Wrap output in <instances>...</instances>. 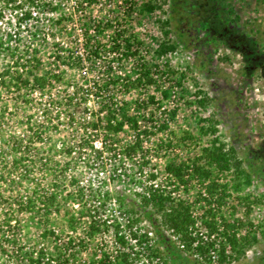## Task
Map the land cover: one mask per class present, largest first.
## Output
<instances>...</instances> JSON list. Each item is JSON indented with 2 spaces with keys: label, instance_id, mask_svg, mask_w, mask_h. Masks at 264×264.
Wrapping results in <instances>:
<instances>
[{
  "label": "rangeland",
  "instance_id": "374dc122",
  "mask_svg": "<svg viewBox=\"0 0 264 264\" xmlns=\"http://www.w3.org/2000/svg\"><path fill=\"white\" fill-rule=\"evenodd\" d=\"M43 1L51 3L52 8L48 5L46 12L38 10L41 32L33 38L32 29L15 27L19 8H11L9 4L5 6L4 0H0V6L4 7L0 18V38L8 40L12 47L5 50L0 46V73L11 62L12 55L21 53L27 56L26 62L19 64L22 74L30 78L39 75L46 81L42 88L34 91L27 88L17 93L12 88L0 89V153L3 161L8 162L12 155L9 139L25 135L34 138L30 148L32 154L25 156L28 161L32 160L33 165L26 168L28 171L16 174L21 177L19 180L11 181L10 170L1 166L4 174H0V217L5 209H16V204L8 206L9 202L16 203L29 197L34 203L30 211L17 210L14 227H0V264H25L23 252L40 248L48 252L55 247L50 237L41 236L43 216L35 202L39 190L46 188L55 191L46 229L52 228L64 237L71 232L83 238L79 247L74 238L71 253L75 262L66 264H90L98 259L101 251L114 264V255L122 252L123 248L114 242L111 228L107 232H96L91 238L87 236L89 216L86 207L95 204L94 198L89 196L88 183L96 191H109L103 214L115 218L127 237V213L125 207L117 206L113 200V188L136 198L135 192L146 183L149 172L157 175L153 181L161 180L174 199L188 205L195 220L193 230L200 238V234L203 237L207 230L202 224L203 203L195 199V193L201 187L197 177L194 176L187 185L169 184L163 166L168 159L191 162L199 155L201 147L208 145L214 137L223 148L233 146L235 154L242 160L241 168L247 171L250 165L259 174L258 177L250 176L245 182L241 177L233 178L230 172H217L214 167L204 164L210 169L211 177H217L225 184L226 194L218 210L214 209L215 220L218 221V216L222 215L233 223L237 237L245 236L250 242L247 246L240 242L237 252L226 247L225 254H229V258L226 256L221 264H264V0H213L220 24L219 28L216 24L214 27L219 33L204 25L193 13L190 22L179 24L184 30L181 37L184 43L175 42L173 31L164 36L160 32V22L169 15L168 0ZM148 2L154 5L151 11L145 9ZM56 17L60 19L54 23L52 34L42 38V31L47 32L50 21ZM164 27L171 28V25ZM114 29H119L124 37L133 33L139 41V45L132 43V46H137L133 56L125 59L120 52H110ZM18 31L20 34L14 36ZM164 39L174 43L175 48L158 56L156 49ZM84 42L98 46V57L91 61L90 56L83 54L79 67L69 64V57L76 58ZM33 47L37 49L33 55L40 62L36 68L29 65ZM106 63L113 65L119 76L113 91L120 106L133 112L136 98L153 95L160 101L156 115L148 123L144 164L137 158H113L106 152L102 153V161L91 158L93 149L86 142L94 139L92 144L95 148L99 143L88 132L80 142L82 127L88 119L86 115L90 110H96L98 104L91 97L82 103L78 96L72 94V85L93 75L104 78L100 65ZM141 63L152 67L157 65L158 88L149 85L124 90L123 78L134 77L136 65ZM163 87L168 89L165 99L159 92ZM203 94L207 98L200 106L197 100ZM151 109L149 105L146 111ZM171 110L174 113L169 116ZM204 118H209V121ZM161 119L166 121L167 127L157 129V121ZM210 120L214 122L213 133L209 131ZM140 121L145 123L142 118ZM130 139L131 132L126 126L113 136L117 143ZM159 139L161 146L156 150ZM67 149H71L70 153ZM234 182L238 184L237 188L233 187ZM78 187L82 193L78 192ZM68 216L74 218L72 225L67 221ZM71 226L75 228L74 233ZM138 226L150 232L144 220ZM167 232L172 238V234ZM11 233L13 236H7ZM211 234L218 244L222 243L220 229ZM172 239L177 243L175 238ZM181 258L185 264H203L193 253L181 252ZM210 260L215 261L216 258L205 263L212 264ZM140 262L149 263L144 256L137 258L130 253L122 264ZM151 263L164 264L159 258L152 259Z\"/></svg>",
  "mask_w": 264,
  "mask_h": 264
},
{
  "label": "trees",
  "instance_id": "16d2710c",
  "mask_svg": "<svg viewBox=\"0 0 264 264\" xmlns=\"http://www.w3.org/2000/svg\"><path fill=\"white\" fill-rule=\"evenodd\" d=\"M5 6L13 8L17 6L19 8L18 16L15 19V27L20 26L28 29H32L31 36L34 38L35 34L41 32V26L38 25L39 13L46 12V7L50 6L51 3L43 0H4ZM145 9L151 11L153 4L150 2L146 3ZM52 8V6H50ZM4 7L0 6V18L3 14ZM37 10V11H36ZM168 11L169 15L160 22V32L166 35L167 32L173 31L175 34L176 43H184L181 39L184 32L183 28L179 24L183 21L185 24L192 20V15L195 14L200 18L204 25L208 26L215 33H219L220 24L217 20L214 11L213 0H168ZM60 17H56L53 21H50L49 27L46 31H42V38L48 37L52 34L54 23L59 22ZM171 25V28H165L166 25ZM217 27H214L216 26ZM262 26L264 29V14L262 17ZM43 30V29H42ZM86 31V29L84 28ZM14 32V31H13ZM45 32V33H44ZM19 31L15 33L17 36ZM9 36H11L8 33ZM123 33L119 29H114L111 35L110 41V52L119 53L126 59L129 56H133L137 50V46H132V43L139 45V41L136 39L133 33H129L127 36H122ZM0 46H3L5 50L12 49L9 41H2L0 38ZM175 48V44L169 42L167 39L161 41L156 49V54L163 55L168 52H172ZM16 47H14V50ZM37 49L34 47L31 49L32 54L30 55V64L34 68L39 65V58L33 55ZM11 54V53H10ZM90 56L89 59L94 61V58L98 57L99 49L97 45L83 43L81 51L76 58L69 57L71 60L69 64H74L75 67H79L82 64L84 56ZM29 56V55H28ZM26 57L22 56L21 53L11 57V62L7 64L5 70L0 73V89L12 88L17 93H22L25 89L29 88L34 91L35 88H42L46 81L39 76L34 75L31 78L27 75L22 74V69L19 64L25 61ZM58 58V57H57ZM64 62V59H61ZM89 61V62H91ZM101 70L105 73L104 78L99 79L98 76L85 77L83 81H77L72 85V94L78 96L82 103L85 102L87 97H91L97 102L98 107L96 110H90L88 118L85 122L86 125L82 127L80 142L83 141L86 132L93 135L95 140L99 143V147H94L90 139L88 146L92 148L91 158H96L102 161V153L113 156V158H124L126 160H132L137 158L144 164L146 161V154L143 152L144 143L147 140V129L148 123L152 122L160 107V101L155 100L153 95H148L143 98H136L133 102V112L128 111L127 108L120 106L116 99L113 91L114 84L118 81L119 76L115 72V68L110 63L106 65H100ZM157 65H146L141 63L136 65L135 75L132 78L124 77L122 88L128 90L129 88L144 87L153 85L158 88V72L156 71ZM111 87V90L108 89ZM161 98L165 99L168 96L167 87H163L159 90ZM199 92V91H198ZM206 96L203 94L198 98L197 103L203 106L206 102ZM151 105L152 109L146 111V108ZM173 110L170 111L169 116H172ZM144 114H147L145 117ZM140 118L145 120L144 124H141ZM209 121V118H204ZM157 129H164L167 127L166 121L161 119L157 121ZM213 121L210 120V129L214 132ZM126 126L131 132V139L124 143H117L113 140V136L121 132ZM9 146L11 149V156L8 162L3 161V157L0 153V174L4 171L1 166H5L10 170L9 179L11 181L19 180L21 177L16 174H21V171H28L30 166L33 165L32 160H27L25 156L32 154L30 148L34 142L32 135H25L24 137L9 139ZM162 141L156 143V150L161 146ZM168 145V143H167ZM71 149H67L70 153ZM25 158V159H24ZM3 161V162H2ZM203 161V163L201 162ZM242 160L237 157L233 146L223 148L222 145L217 143V139L214 137L210 143L206 146L201 147L198 156L194 157L189 163L176 162L172 159H168L163 166L165 173V179L167 183L187 185L194 176L200 189L195 193V199L202 201L203 206V227L207 230V237L214 230L218 224L221 230L222 239L221 244L216 242V238L213 236L210 239H202L193 232L194 218L189 211L187 204L183 203L179 199H174L171 195V191L167 190L163 185L162 181H153L157 178L154 172L148 173V179L146 183L140 186L139 191L135 192L136 198L127 196L124 191L117 188H113L114 198L113 200L119 207H125V226H127V237L125 233L121 232L119 223L111 215L103 214V207L108 199L109 191L100 192L96 191L95 188L90 186L88 183L87 189L89 190V196L94 198L95 204L87 205L86 210L89 216V223L87 226V236L91 238L96 232L105 231L107 232L110 228L113 233L115 243H119L123 251L119 252L118 255H114V264H122L126 262L127 257L130 253L137 255V258L144 256L145 259L151 263L152 259L159 258L164 264H185L181 258V252L194 253L196 252L200 258L208 260L209 256L207 251L211 250L215 252L216 264H221L226 256L229 258V254H225V249L228 247L231 251L237 252L240 242L242 246L249 245V241L245 236L237 237L236 231L233 230L234 225L232 222L227 221L222 217L218 216V221L215 220V210H218V206L225 196V184L220 182L217 177H211L210 169L205 168V165L214 167L217 172H230L233 178L241 177L243 181L248 182L250 176L258 177V171L252 168L250 165L247 166L249 169L245 171L241 168ZM140 164V163H139ZM4 174V173H3ZM15 178V179H14ZM70 182V180H69ZM238 184L234 182L233 187L237 188ZM78 192L82 193L81 188L78 187ZM37 202L39 204V210L43 216V230L41 231L42 238L50 237L55 243V247L50 251H44L43 249H31L30 251L23 252V261L25 264H66L67 262H75V258L71 253L72 246L74 244V238L77 239L76 246H80V242H83V238L80 235L72 234L71 232L66 233L64 237L61 233L54 231L52 228L46 229V223L48 222V216L52 211V204L55 201V191L52 188H46L45 190H39L36 194ZM89 197V198H90ZM34 201L31 198H23L20 202H9L8 206H14L16 209H5L3 215L0 217V227H14L16 221L17 210L23 209L30 211ZM213 210V211H212ZM144 220L151 229L149 235L146 231H143L138 223ZM69 225H72L75 221L72 216L67 217ZM74 226H71L73 233L75 232ZM169 231L177 240L178 244L175 243L165 232ZM12 232V231H11ZM7 236H13V233ZM12 238V237H10ZM13 239V238H12ZM11 239V240H12ZM254 240V238H253ZM7 240L6 242H8ZM15 242V241H13ZM12 243V241L10 242ZM6 244V243H5ZM157 245V246H155ZM20 249V248H19ZM78 250V248H77ZM96 255V254H95ZM139 255V256H138ZM98 259L90 264H111L108 255L103 251L97 255ZM140 264H144L140 262Z\"/></svg>",
  "mask_w": 264,
  "mask_h": 264
},
{
  "label": "built area",
  "instance_id": "2783aa9c",
  "mask_svg": "<svg viewBox=\"0 0 264 264\" xmlns=\"http://www.w3.org/2000/svg\"><path fill=\"white\" fill-rule=\"evenodd\" d=\"M191 213V212H190ZM193 216V215H192ZM194 218V217H193ZM194 223H195V220H194ZM150 228V227H149ZM205 229V228H204ZM216 229H220V227H219V225L217 224L216 225ZM205 231H206V229H205ZM149 235L151 234V229H150V232H148V231H146ZM164 232L168 235V232L166 231V230H164ZM193 232H194V230H193ZM169 236V235H168ZM171 236H173V235H171ZM200 236H201V238L202 239H204V240H206V239H210V238H212L213 236H212V234H209V236L207 237V231H206V235H203V237H202V235L200 234ZM236 236H237V233H236ZM170 237V236H169ZM171 238V237H170ZM172 238H175L174 236L172 237ZM171 238V239H172ZM221 238H222V236H221ZM176 239V238H175ZM177 244H178V242H177ZM194 255H196L197 257H198V260H200L203 264H206L205 262H208L209 261V259L211 258V259H215V257H216V255H215V252H212L211 250H208L207 251V255L209 256V258H208V260H204V259H202V258H200V256H198V254L196 253V252H194L193 253ZM210 261H212V260H210ZM216 261V260H215ZM215 261H212V264H216L217 262H215Z\"/></svg>",
  "mask_w": 264,
  "mask_h": 264
}]
</instances>
